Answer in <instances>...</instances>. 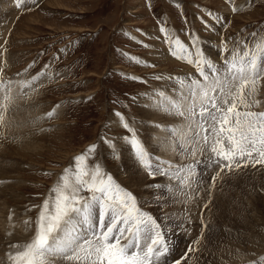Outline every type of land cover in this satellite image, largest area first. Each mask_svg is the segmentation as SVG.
Returning a JSON list of instances; mask_svg holds the SVG:
<instances>
[{
	"label": "rangeland",
	"instance_id": "obj_1",
	"mask_svg": "<svg viewBox=\"0 0 264 264\" xmlns=\"http://www.w3.org/2000/svg\"><path fill=\"white\" fill-rule=\"evenodd\" d=\"M150 4L26 0L17 8L15 0H0V75L11 79L14 97L0 125V264H5L9 245L27 242L33 235L24 221H34L37 209H26L41 205L64 170L73 166L74 157L93 144L94 161L167 229V264H250L264 255V168L221 173L213 187L211 176L219 170L214 167L198 188L172 196L152 187L165 184V178L150 177L136 163L121 139L129 133L115 115L135 120L132 126L150 155L179 164L163 139L168 133L153 126L179 124V118L146 107L151 101L144 94L156 89L171 95L172 82L153 77L194 75L195 69L169 54L161 22L185 43L194 31L206 55L209 44L220 45L222 38L228 41L239 34L251 43L250 33L264 32V0ZM208 12L222 15L227 27L214 23ZM201 18L215 31L206 30ZM131 57L146 63L137 64ZM212 60L221 63L215 56ZM41 72L45 75L31 87H23L22 82ZM133 76L141 79L127 78ZM257 92L256 99L264 101V80ZM2 96L0 88V103ZM263 101L253 110L264 111ZM50 111L55 114L48 118ZM102 136L114 138L119 159Z\"/></svg>",
	"mask_w": 264,
	"mask_h": 264
},
{
	"label": "snow or ice",
	"instance_id": "obj_2",
	"mask_svg": "<svg viewBox=\"0 0 264 264\" xmlns=\"http://www.w3.org/2000/svg\"><path fill=\"white\" fill-rule=\"evenodd\" d=\"M25 2L15 0L16 7ZM226 2L232 4V0ZM232 11L238 8L232 6ZM207 14L214 23L227 27L222 15ZM201 22L206 30L215 31L203 18ZM159 31L169 54L195 69L194 75L153 77L171 81V95L156 89L144 94L151 101L146 107L179 118V124L153 126L168 133L163 139L181 162L174 164L150 155L132 126L135 120L130 123L123 113H115L129 133L121 139L136 163L150 177L165 178V184L152 187L175 196L185 194L194 185L198 188L204 183L202 177L214 167L219 170L211 176L213 187L221 173L258 165L264 168V111L252 110L260 103L256 93L264 80V32L250 33L251 43L239 34L229 37L231 47L222 38L218 64L204 54L194 31L188 34V43L174 36L163 22ZM131 59L137 64L146 63L137 57ZM44 75L41 72L22 82L23 87H31ZM11 85V79L0 75V125L14 102ZM54 114L50 111L47 116ZM101 139L119 159L114 138ZM96 149V144L90 145L74 157L73 166L64 170L43 203L26 209H37L34 221H24L26 230H32L33 235L27 242L9 245L5 264H167L171 251L167 229L143 211L137 198L120 186L101 163L94 161ZM250 264H264V255Z\"/></svg>",
	"mask_w": 264,
	"mask_h": 264
},
{
	"label": "bare ground",
	"instance_id": "obj_3",
	"mask_svg": "<svg viewBox=\"0 0 264 264\" xmlns=\"http://www.w3.org/2000/svg\"><path fill=\"white\" fill-rule=\"evenodd\" d=\"M215 40V39H214ZM218 46L219 45H215V42H213V43H211V44H209V49H206L205 51L207 52L206 53V56H208L211 60H212V58L215 56V58H217V60L218 61H221V57H220V55L218 54ZM181 62H183V61H181ZM189 66V65H188ZM194 68V67H193ZM260 85V84H259ZM261 86H263L262 84H261ZM261 88V87H260ZM262 89V88H261ZM263 91V90H262ZM260 93H261V91H259ZM259 92H257V93H259ZM257 93H256V98L259 96V94H258V96H257ZM261 96V95H260ZM263 96H264V93H263ZM260 98V97H259ZM261 101H263V100H261ZM260 101V102H261ZM264 102V101H263ZM261 104V103H260ZM259 104V105H260ZM255 108H257V106L255 107ZM260 108V107H259ZM259 108H258V110H259ZM253 110V109H252ZM256 111V110H255ZM145 208V207H144ZM145 210V209H144ZM146 210H149V209H147L146 208ZM150 211V210H149ZM176 214V213H175ZM177 217V216H176ZM176 219V218H175ZM179 219V218H178ZM181 219V218H180ZM177 220V219H176ZM182 222V221H181ZM180 222V223H181ZM183 222H185V221H183ZM188 224V223H187ZM165 225V224H164ZM197 234V233H196ZM185 235V234H184ZM196 238V237H195ZM194 244H196V243H194ZM181 250V249H180ZM189 253H191V254H189L190 255V258H191V255H192V251L191 252H189ZM186 254V253H185ZM180 256H182V255H180ZM188 256V255H187ZM173 257V256H172ZM182 258H183V256H182ZM178 259V258H177ZM174 260V259H173ZM184 260V259H183ZM186 260V259H185ZM189 260V259H188ZM183 262H185V261H183ZM182 262V263H183ZM172 263V262H171Z\"/></svg>",
	"mask_w": 264,
	"mask_h": 264
}]
</instances>
